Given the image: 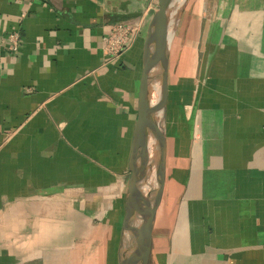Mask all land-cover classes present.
Here are the masks:
<instances>
[{
    "label": "crops",
    "instance_id": "1",
    "mask_svg": "<svg viewBox=\"0 0 264 264\" xmlns=\"http://www.w3.org/2000/svg\"><path fill=\"white\" fill-rule=\"evenodd\" d=\"M157 1L0 0V264H117ZM173 27L148 264H264V0H189Z\"/></svg>",
    "mask_w": 264,
    "mask_h": 264
},
{
    "label": "water",
    "instance_id": "2",
    "mask_svg": "<svg viewBox=\"0 0 264 264\" xmlns=\"http://www.w3.org/2000/svg\"><path fill=\"white\" fill-rule=\"evenodd\" d=\"M174 1L158 0L146 27L137 117L128 161L125 216L117 249V264H148L149 261L151 232L165 180L167 22ZM155 69L159 86L157 96L153 97L152 74ZM151 149H154V156L150 155Z\"/></svg>",
    "mask_w": 264,
    "mask_h": 264
},
{
    "label": "built area",
    "instance_id": "3",
    "mask_svg": "<svg viewBox=\"0 0 264 264\" xmlns=\"http://www.w3.org/2000/svg\"><path fill=\"white\" fill-rule=\"evenodd\" d=\"M142 22L133 24L115 23L110 31L103 36V51L109 61L118 59L121 53L126 50L132 41L139 35ZM19 45V33L11 32L7 36L6 48L10 51H16Z\"/></svg>",
    "mask_w": 264,
    "mask_h": 264
},
{
    "label": "bare ground",
    "instance_id": "4",
    "mask_svg": "<svg viewBox=\"0 0 264 264\" xmlns=\"http://www.w3.org/2000/svg\"><path fill=\"white\" fill-rule=\"evenodd\" d=\"M176 1V3H175V8H174V10L171 12L172 14H170L169 15V18H168V22H167V34H169V33H171V32H169V29H170V31L172 30L171 29V27H172V25H174L175 24V22L177 21V19H178V16H179V9L184 5V2H185V0H175ZM170 27V28H169ZM173 28V27H172ZM157 92V91H156ZM156 96H157V94H156ZM150 155H152V156H154V149H151L150 150ZM145 179L147 180L148 178H147V175H146V177H145Z\"/></svg>",
    "mask_w": 264,
    "mask_h": 264
},
{
    "label": "rangeland",
    "instance_id": "5",
    "mask_svg": "<svg viewBox=\"0 0 264 264\" xmlns=\"http://www.w3.org/2000/svg\"><path fill=\"white\" fill-rule=\"evenodd\" d=\"M175 3H176V1L173 2V5H172V7H171V11H170V12H172V11L174 10V8H175ZM207 3H208V5H211L212 2L209 1V2H207ZM188 5H189V0H185L184 5L179 9V11H180L179 14H180V15H181V13H182L183 11H185V10L187 9V6H188ZM206 5H207V4H206ZM171 14H172V13H171ZM146 27H147V26H146ZM172 27H173V25H172ZM172 27H171V29H172L171 31H170V29H169V32H171V33L168 34V39L171 38V36L173 35L174 27H173V28H172ZM169 28H170V27H169ZM145 33H146V29H145ZM193 40H194V39H193ZM132 44H133V41L131 42L130 46H129L126 50H128V49L131 47ZM126 50H124L123 52H125ZM123 52H122V53H123ZM122 53H121V55H122ZM121 55H120V56H121ZM120 56H119V57H120ZM114 60H116V59H114ZM111 61H113V60H111ZM115 260H116V259H115ZM106 264H111L110 261H109V259H108V261H107ZM113 264H115V261H114Z\"/></svg>",
    "mask_w": 264,
    "mask_h": 264
}]
</instances>
